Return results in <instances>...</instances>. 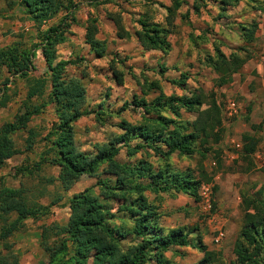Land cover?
Listing matches in <instances>:
<instances>
[{
    "label": "trees",
    "instance_id": "obj_1",
    "mask_svg": "<svg viewBox=\"0 0 264 264\" xmlns=\"http://www.w3.org/2000/svg\"><path fill=\"white\" fill-rule=\"evenodd\" d=\"M212 1L222 12L240 0ZM185 4L183 0H171L169 6H162L165 11L162 22H152L145 14L138 15L135 19L137 29L131 34L137 46L143 52L167 53L170 50L167 36L175 29L177 10ZM19 6L37 27L62 10L70 14L73 7L70 0H19ZM190 9L194 13L199 10L197 5ZM255 9L263 11L264 3ZM110 20L116 38L130 36L118 18L110 16ZM68 26L69 23L61 20L57 25L37 32V43L31 49L21 48L19 44L0 49V67L7 69L11 76L27 77L32 69L34 50H39L47 71L46 78L30 79L20 104L21 111L11 121L0 125V168L17 152L12 136L25 130L30 117L48 103L52 105L55 120L43 136L48 157L41 162L57 168L54 181L59 188L67 191L80 176L94 173L101 165H105L112 174L111 178L97 180L69 197L64 225L42 228L39 242L48 257L46 264H170L164 254L175 248L187 247L201 253L202 257L196 264H220L218 253L207 250L196 233L192 237L182 228L164 230L158 223L157 207L145 196L147 191L171 198L181 194L196 201L198 188L211 183V176L200 161L208 153H216L210 143L221 139L220 109L214 94L200 88H187V75L183 73L170 81L181 91L180 95H164L157 81L143 79L138 83L141 96H132L129 103L138 109L140 122L132 125L121 120L117 124L120 134L105 143L92 145L91 153L78 151L73 143V124L90 114L84 106L83 76L68 75L66 67L74 61L57 60L55 54L56 46L64 41L60 31L67 30ZM256 30L257 22L254 20L241 24L238 26L241 46L231 48L224 55L218 45H213L212 55L204 56V65L215 75V88L228 85L232 75L252 58L248 47L255 40ZM95 32L93 20L89 21L83 40L88 53L94 59H101L105 54V43L94 38ZM158 71L163 73L162 67ZM110 74L113 82L120 85L122 73L111 68ZM47 84V102L31 105V100L43 98ZM5 89L2 88L0 95V108L7 100ZM150 92L155 96L146 100L144 97ZM184 114L192 115L193 119L187 121ZM30 136L26 138L28 145L31 144ZM240 144L238 158L248 166L244 171H249L252 168L250 157L255 152L257 141L249 134H242ZM122 149L127 156L137 152L140 157L133 162L120 163L116 156ZM172 155L197 156L199 163L195 175L191 169H173L169 164ZM38 166L35 164V168ZM16 172L30 174L31 170L23 168ZM25 193L21 187H6L0 181V240L17 232L23 220H36L47 214V206L28 204ZM112 205H115L114 209ZM240 208L241 227L238 240L232 247L236 261L229 264H264V192L242 196ZM11 216L14 218L9 221ZM50 237H55L53 244L47 243ZM0 264H18L9 246H5Z\"/></svg>",
    "mask_w": 264,
    "mask_h": 264
},
{
    "label": "rangeland",
    "instance_id": "obj_2",
    "mask_svg": "<svg viewBox=\"0 0 264 264\" xmlns=\"http://www.w3.org/2000/svg\"><path fill=\"white\" fill-rule=\"evenodd\" d=\"M70 1L73 5L70 14L62 10L37 27L22 12L19 0H0V49L16 44L31 49L37 43V32L55 26L61 20L69 23L67 30L60 31L64 41L56 46L55 54L57 60L74 61V64L66 67L68 75L83 76L84 106L90 114L73 124V143L78 151L87 153L92 152V145L105 143L120 134L117 128L119 121L132 125L140 122L138 109L129 103L132 96H141L138 83L143 79L157 81L164 95H180L181 91L170 81L183 73L187 75V88L211 91L220 109L222 126L221 139L210 143L217 154L210 152L200 161L211 176V183L198 188L196 201L185 195L171 198L148 191L145 196L157 207L158 223L164 230L182 228L192 237L196 233L208 250L218 253L220 264L235 262L232 247L238 240L241 227V197L252 196L257 191L264 192V100L261 101L264 95L260 90V79L264 80V10L255 9L264 0H240L235 5L225 7L222 12L212 0H183L186 4L177 10L175 29L167 36L170 43L167 53L143 52L131 34L137 29L135 19L138 15L145 14L152 22H162L165 15L162 6H169L171 0ZM192 5L198 6V13L190 9ZM110 16L120 20L129 37L116 38ZM92 20L96 31L94 38L105 43V54L101 59H94L88 53L83 40L85 27ZM251 20L257 22L255 40L248 47L252 58L232 75L228 85L215 88V75L204 65V56L212 55L213 45H218L224 55L231 48L241 46L238 26ZM33 52L32 69L26 78L11 76L7 69L0 67V95L5 87L7 96L5 106L0 108V125L11 121L21 111L20 104L30 79L47 77L39 50ZM252 65L261 66V78H258ZM159 67H162L163 73H159ZM111 68L122 73L120 85L113 82ZM48 90L47 84L43 98L33 99L30 104L39 106L47 102ZM154 96L150 92L144 98L149 100ZM230 102L237 104L238 108L232 107L236 112L229 116L228 113L232 111L228 108ZM183 118L190 121L193 116L184 114ZM54 120L52 105L45 103L37 114L30 117L26 129L12 136L17 152L0 168V181L4 186L21 187L26 192L28 204L48 207L45 216L35 221H24L21 229L0 240V257L5 254V246H9L19 264H46L48 257L38 239L41 227L64 225L69 197L97 180L112 176L106 166L101 165L94 173L80 176L63 192L54 181L57 168L41 162L48 157L47 142L43 136L52 128ZM242 134H249L257 141L255 152L250 157L252 168L249 171H244L248 166L238 158ZM28 135L32 138L30 145L26 142ZM139 157L137 152L127 156L122 149L116 160L127 163ZM149 160L153 162V159ZM198 163L197 156L185 158L172 155L169 159L173 169H191L193 175ZM35 164H39L38 168H35ZM23 168L31 170V173L23 172L21 175L16 172ZM13 218L11 216L8 220ZM216 229L223 233L217 246L213 242ZM54 241L55 237H50L47 243L53 244ZM173 251L164 254L170 264H196L202 257L201 253L188 247Z\"/></svg>",
    "mask_w": 264,
    "mask_h": 264
},
{
    "label": "crops",
    "instance_id": "obj_3",
    "mask_svg": "<svg viewBox=\"0 0 264 264\" xmlns=\"http://www.w3.org/2000/svg\"><path fill=\"white\" fill-rule=\"evenodd\" d=\"M245 65V64H244ZM243 65V66H244ZM252 66H254L255 67V73L257 74V76H258V78H261L262 76H263V72H261V66H258V65H252ZM261 68V69H260ZM263 79V78H262ZM262 79H260V90L262 91V94L264 95V80H262ZM221 91H223V90H221ZM262 100H264L263 98L261 99V101ZM234 106H236V108H238L237 107V104H234L233 102H230V104L228 105V108H230V110H232V111H230L229 113H228V115L230 116L232 113H235L236 111L235 110H233V108L232 107H234ZM263 109H264V105H263ZM240 147H241V145H240ZM240 150V149H239ZM76 194V193H75ZM181 195V194H180ZM26 220H31V221H35L34 219H31V218H27V219H25V220H23V222H22V224H24V221H26ZM36 220H38V219H36ZM21 229V228H20ZM41 230H42V227H41V229H40V231H39V233H38V235L40 236V232H41ZM217 230V232H216V235H217V233L218 232H220L219 231V229H216ZM223 234V233H222ZM216 235L213 237V241H214V239H215V237H216ZM39 239V241H40V237L38 238ZM221 240V239H220ZM219 240V241H220ZM218 241V242H219ZM218 242H214V244H216V246H217V243ZM40 243V242H39ZM203 244V243H202ZM205 246V245H204ZM42 249V248H41ZM207 249V248H206ZM208 250V249H207ZM212 251V250H211ZM19 264V263H18Z\"/></svg>",
    "mask_w": 264,
    "mask_h": 264
},
{
    "label": "built area",
    "instance_id": "obj_4",
    "mask_svg": "<svg viewBox=\"0 0 264 264\" xmlns=\"http://www.w3.org/2000/svg\"><path fill=\"white\" fill-rule=\"evenodd\" d=\"M223 234L221 232H218L213 242H218L220 239H222Z\"/></svg>",
    "mask_w": 264,
    "mask_h": 264
}]
</instances>
